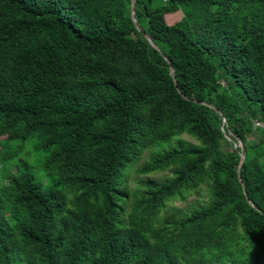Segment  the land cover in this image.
<instances>
[{"label":"trees","instance_id":"trees-1","mask_svg":"<svg viewBox=\"0 0 264 264\" xmlns=\"http://www.w3.org/2000/svg\"><path fill=\"white\" fill-rule=\"evenodd\" d=\"M131 2L0 0V264H264V0Z\"/></svg>","mask_w":264,"mask_h":264},{"label":"rangeland","instance_id":"rangeland-1","mask_svg":"<svg viewBox=\"0 0 264 264\" xmlns=\"http://www.w3.org/2000/svg\"><path fill=\"white\" fill-rule=\"evenodd\" d=\"M168 22L170 23H174L175 22V18H167ZM184 138L188 141H190L191 143H196V141L194 139H192L191 137L184 135ZM37 142H33L30 141L27 143L26 148L27 151L31 153V163L32 165H34L36 167V169L38 168V162L37 160H39L44 154L43 151L41 152H37ZM150 152L146 151L145 154L143 155L142 159L139 161V163L135 164L134 167H132L129 171H128V180H129V187L131 189V194H132V198L134 199V192L137 191L138 189L141 188V183L142 181H146V180H151V181H155V182H163L168 175L170 174V172H163V173H154V174H150V175H142L138 173V167L140 165H142L144 162H146L149 158ZM204 198H207L206 195L203 196ZM198 199L197 196L195 195H191L189 196L187 199L184 200H176L173 205L179 207L180 209H182L183 211H186L187 208L189 207V205L191 203H193L194 201H196Z\"/></svg>","mask_w":264,"mask_h":264},{"label":"water","instance_id":"water-1","mask_svg":"<svg viewBox=\"0 0 264 264\" xmlns=\"http://www.w3.org/2000/svg\"><path fill=\"white\" fill-rule=\"evenodd\" d=\"M134 7H135V0H132V2H131V15H132V20H133V22H134L136 28H137L139 31H142V30L139 28L138 24H137V21H136V18H135V10H134ZM142 33H143V32H142ZM143 34H144L145 38L148 40V42L150 43V45H151L153 48L159 50V48L156 46V44H154V42L151 40V37L148 36V35H146L145 33H143ZM169 70H170V74H171L172 76H174V69H173V67H172L171 65L169 66ZM212 108H214V107H212ZM216 111H217V110H216ZM217 112H218L220 115H222V113H221L220 111H217ZM224 122H225V119H224ZM226 126L228 127L227 124H226ZM223 130H224V128H223ZM229 135L232 136V133H231L230 131H229ZM229 135H227V138L230 140V136H229ZM236 146L240 148V156H241V159H240V165H239V168H238V177H239V180H240L241 184L243 185L242 177H241V174H240V171H239V170H240L241 164H242L243 159H244V153H243L244 146H243V143H242L240 140H237V144H236ZM243 188H244V185H243ZM244 193H245V197H246V199L248 200V202L250 203V205L254 206L253 202L249 199L248 194H247V192L245 191V188H244Z\"/></svg>","mask_w":264,"mask_h":264},{"label":"built area","instance_id":"built-area-1","mask_svg":"<svg viewBox=\"0 0 264 264\" xmlns=\"http://www.w3.org/2000/svg\"><path fill=\"white\" fill-rule=\"evenodd\" d=\"M256 126L264 128V123L257 122V123H256Z\"/></svg>","mask_w":264,"mask_h":264}]
</instances>
